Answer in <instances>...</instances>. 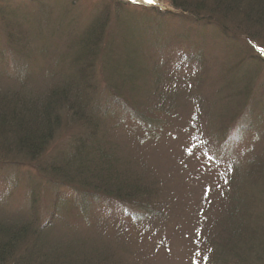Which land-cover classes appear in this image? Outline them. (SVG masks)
<instances>
[{"label": "trees", "instance_id": "16d2710c", "mask_svg": "<svg viewBox=\"0 0 264 264\" xmlns=\"http://www.w3.org/2000/svg\"><path fill=\"white\" fill-rule=\"evenodd\" d=\"M2 1L0 9L5 7ZM170 1L200 30L241 39L254 53L232 55L228 50L220 65H214L198 47L195 52L190 46L194 35L179 33L169 42L156 34L163 26L149 35L137 28L145 23L124 13L123 42L114 40L107 24L97 19L77 40L67 39L63 50L59 46L56 59H45L52 68H40V74H35L36 68L18 69L34 79L28 88L13 79L20 87L3 89L7 75L0 72V163L14 166L15 156L31 161L41 156L64 116L85 132L73 137L47 170L39 169L40 174H51L50 181L45 180L48 184L73 191L70 207L81 221H95L108 204L124 218L123 228L106 237L102 226L85 229L81 222L73 224L68 213L58 210L60 200L48 208L32 193L27 211L0 210V264H144L143 236L148 229L152 235L150 228L169 219L171 182L176 177L165 181L152 174L159 157L144 147L154 144L153 133L162 131L165 121H178L181 107L174 102L182 95L191 100L192 112L189 121L178 125L180 133L172 143L181 144L191 136L192 156L210 166H224L234 163L231 150L247 135L262 137L264 143V134L254 130L255 124L264 122V57L256 50L264 49V0ZM153 11L161 24L185 18ZM128 33L138 44L133 50ZM6 42L8 58L15 62L13 52L32 64L31 52L15 48L13 34H7ZM148 52L158 55L146 63L143 56ZM214 66L222 72V85L215 92L201 95L200 90H190L191 82L181 84L180 75L187 70L201 81L198 89L205 82L218 83L212 77ZM244 66L250 72H244ZM96 77L107 95L96 91ZM188 149L182 148V156L190 157ZM215 189L218 201L209 206L214 215L197 232L205 241L204 264H264V153L251 154L242 167L227 171ZM131 226L141 228L131 232Z\"/></svg>", "mask_w": 264, "mask_h": 264}, {"label": "rangeland", "instance_id": "374dc122", "mask_svg": "<svg viewBox=\"0 0 264 264\" xmlns=\"http://www.w3.org/2000/svg\"><path fill=\"white\" fill-rule=\"evenodd\" d=\"M3 1L5 7L0 9V72L7 75L6 78H3V89L20 87L15 84V80L13 79L24 82L28 88L31 84L30 82L34 81V79H28L27 76L18 73L17 70L25 69L26 66L28 70L31 68L39 69L37 70L38 73L35 74H40V68H52L48 63L44 64L45 59L50 56L52 59H56L58 54L55 50H58L59 46L63 50L64 45L67 44V39L70 40V43H72V40H77L82 31L97 19H101L100 22L102 24H107L106 30L115 36L114 40L123 42L125 37H122L121 21L126 19L125 15H123L124 13H129L131 19L135 18L139 24L145 23L137 28L146 33H150V31L157 32L159 27L163 26L156 34L158 37H163L169 42H173L175 40L173 37L179 33L183 35H189L188 33H190L191 37L194 35L191 38L190 46L196 49L195 52L198 51V48L200 51H203L204 55L210 59L209 62L214 65H220L222 60H224L223 55L225 51L228 50L232 52V55L233 51L254 53L251 47L246 46V42L244 43L241 39L232 41L220 38L213 31L200 30V28L188 20L191 16L188 13L175 9L171 5L170 0H154V3L151 5L142 1L133 3L127 0ZM3 1L1 4H3ZM153 9L175 15H185V18L182 19L184 21L169 19L166 24H161ZM121 17L123 18L121 19ZM8 33L13 34L16 41L14 44L15 48L26 50L28 53L31 52V59H29L32 63L31 65L26 64L24 58L20 59L13 52L15 62L8 58L7 55L9 53L6 42ZM36 33L41 35L36 38ZM127 35L134 44H132L131 49L133 50L134 46L138 47V44L136 45V41H134V36L129 33ZM149 35L152 34L150 33ZM63 38H65V41ZM202 40L205 42L204 46L206 49L201 46ZM44 45L46 47L50 46L51 49L44 51ZM21 46L25 49H22ZM256 50L264 57L262 49L257 48ZM155 53L151 54L150 52L149 55L148 52L147 56H143L144 61L149 63L151 55L154 56L152 59L156 58L158 54L155 55ZM19 63H21L22 67ZM243 71L248 73L250 72V68L244 66ZM221 73V69L216 66L212 77H214V80L217 79L218 83L205 82L204 85H199L201 86L200 89L196 88V85L200 84L201 81L197 79L196 75L188 72V70L182 72L180 82L181 84H184L186 81L191 82V86L189 87L190 90H193V93L195 90H200L199 93L201 95H209L222 85L219 82ZM86 81L92 84L88 79ZM95 84L97 86L96 91L98 90L99 93L107 95L106 89L99 84V77H96ZM213 86L215 87L212 88ZM182 89L183 87L180 88V91ZM188 94H191V91ZM184 96L182 95L180 100L174 102L175 105L177 104L181 107L177 111L179 115L178 121L174 119L165 121L162 131L155 132V129H153L152 131L155 133H153L154 137L151 139H153L154 144L149 143L147 149H145L146 144L144 147L145 152L153 153L159 157L158 161L160 164L153 165L152 174L161 175L165 181L176 175L171 182L174 199H172L173 208L169 212V219L150 228L152 235L148 232V229L143 236V241L146 242V244L143 243L141 246L143 247L141 251L144 252V264H204V260L202 259L204 255L203 248L205 249V247H202L201 244H205V241L204 239H199L197 232L200 227H205L206 220L214 215L213 209H210L209 206L211 201L214 200V203L218 201L215 187L223 182L227 171L242 167L248 156L264 153L263 138H255L251 134L247 135L243 142L231 150L234 163L224 166H210L206 160H199V156H192L193 147L190 148L188 146L191 136H188V139L183 138L181 144L172 143L174 135L180 133L181 127L178 125L182 121H189V117L191 116L192 102L187 98V94ZM60 122L55 139L48 146L46 152L44 151L34 161L15 156L14 166L13 164L9 166L0 163V210L10 212L14 210L27 211L29 195L34 193L35 196L37 195V197L42 199L44 206L48 208L52 207L55 199L60 200L58 202V205L60 204L58 210H60V213L63 211L68 213L73 224L81 222L80 226H83L85 229L93 228L96 225L102 226L106 230L105 236L107 237L118 227L123 228L124 218L122 215L111 210L108 204L97 215L95 221H81L78 213L73 212L70 207L71 202L75 200L73 191L57 184H48L45 180L50 181L51 174L46 173L43 175L39 172L41 168L47 170V165L53 161L54 156L61 150H66L72 142L73 137L80 135V131L85 132L83 131L85 129L81 128L82 125L80 126L75 122L68 123L64 116ZM204 122L202 120L203 124ZM255 126V131L264 134V122L259 125L255 124ZM130 143L135 146L133 142L130 141ZM187 147L189 148L188 151H190L188 153L190 157L188 158L182 156V148L187 149ZM197 160L200 162L198 163ZM209 192L212 194L211 196H209ZM141 227H132L131 232L137 231ZM143 231L145 232L144 228ZM131 237L134 239V236ZM129 259L133 260V257L129 256Z\"/></svg>", "mask_w": 264, "mask_h": 264}, {"label": "snow or ice", "instance_id": "6c2138e0", "mask_svg": "<svg viewBox=\"0 0 264 264\" xmlns=\"http://www.w3.org/2000/svg\"><path fill=\"white\" fill-rule=\"evenodd\" d=\"M132 2H133V3H136L137 0H132ZM143 2L146 3V4L151 5V4L154 3V0H143ZM261 51L264 52V49H262Z\"/></svg>", "mask_w": 264, "mask_h": 264}]
</instances>
